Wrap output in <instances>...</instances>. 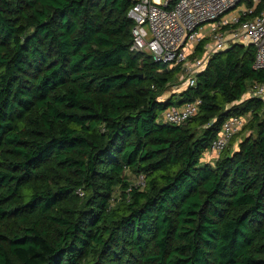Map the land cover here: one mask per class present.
<instances>
[{"label": "trees", "instance_id": "trees-1", "mask_svg": "<svg viewBox=\"0 0 264 264\" xmlns=\"http://www.w3.org/2000/svg\"><path fill=\"white\" fill-rule=\"evenodd\" d=\"M132 6L0 0V264H264L255 47L215 53L163 99L181 66L131 50ZM195 100L184 124L159 121ZM236 115L242 137L204 162Z\"/></svg>", "mask_w": 264, "mask_h": 264}, {"label": "built area", "instance_id": "built-area-1", "mask_svg": "<svg viewBox=\"0 0 264 264\" xmlns=\"http://www.w3.org/2000/svg\"><path fill=\"white\" fill-rule=\"evenodd\" d=\"M132 1L128 11L134 22L131 50L150 54L168 68L181 66L180 74L186 76L181 90L196 85L198 73L206 69L215 53L235 44L253 45V68L264 70V0ZM245 97L264 101V82L251 84ZM200 103L195 100L169 106L159 121L182 125L198 113ZM246 122L243 116L228 118L203 153V159L209 156V160L216 161ZM144 183L145 178L140 175L136 185ZM78 193L83 195L81 190Z\"/></svg>", "mask_w": 264, "mask_h": 264}, {"label": "rangeland", "instance_id": "rangeland-1", "mask_svg": "<svg viewBox=\"0 0 264 264\" xmlns=\"http://www.w3.org/2000/svg\"><path fill=\"white\" fill-rule=\"evenodd\" d=\"M192 57H194V56H192ZM192 57H190L191 59H192ZM185 75L183 74V73H181L180 75H179V77H178V80L177 81H175L172 85H170L169 86V88L165 91V95L164 96H166V95H169L170 93H175V92H179V90H181L180 89V86H183V82H184V80H185ZM242 137V135L241 134H239V135H237L236 137H235V140H236V142L240 139ZM237 146V144L236 145H234L233 147L230 145L229 147H231V148H235ZM129 179H131L133 182L134 181H136L135 179V175L134 174H132V173H129Z\"/></svg>", "mask_w": 264, "mask_h": 264}, {"label": "crops", "instance_id": "crops-1", "mask_svg": "<svg viewBox=\"0 0 264 264\" xmlns=\"http://www.w3.org/2000/svg\"><path fill=\"white\" fill-rule=\"evenodd\" d=\"M180 91H181V90H179V92H180ZM172 94H173V93H170L169 95H166V96H164V95H165V94H164L161 98H163V99L168 98V97L171 96ZM235 145H236V144H235ZM235 148H236V147H235ZM203 161H204V162H211V163L214 162V160H209V156H207L206 158H204Z\"/></svg>", "mask_w": 264, "mask_h": 264}]
</instances>
